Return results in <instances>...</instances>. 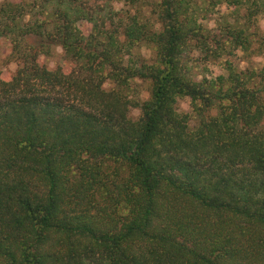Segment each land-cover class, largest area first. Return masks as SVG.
Segmentation results:
<instances>
[{
  "label": "trees",
  "instance_id": "1",
  "mask_svg": "<svg viewBox=\"0 0 264 264\" xmlns=\"http://www.w3.org/2000/svg\"><path fill=\"white\" fill-rule=\"evenodd\" d=\"M219 4L248 26L205 27ZM258 15L264 0L0 2L17 65L0 82V264H264V66L230 59L255 52ZM58 48L68 72L39 62ZM197 53L226 73L197 80Z\"/></svg>",
  "mask_w": 264,
  "mask_h": 264
},
{
  "label": "rangeland",
  "instance_id": "2",
  "mask_svg": "<svg viewBox=\"0 0 264 264\" xmlns=\"http://www.w3.org/2000/svg\"><path fill=\"white\" fill-rule=\"evenodd\" d=\"M5 1L19 3L22 0H0V2H5ZM117 4H121V3H117ZM122 4H123V7H121L120 10H127L128 8L125 6V4L124 3ZM150 5L151 3L148 6H144V9L141 10L143 18L150 16V13L152 10V6ZM224 5L226 4L209 6V8H206V12H200L201 22L203 23L205 27L211 30H218L220 25H224V24L226 25L227 23L233 24V25L244 26V27L248 26L247 9L241 8V9L236 10L235 7H230V6H227L226 8H224ZM261 20H264V15H258L257 20L256 22L253 23L254 26L251 30L252 32L257 31L259 34V37L255 41V45L253 47L255 49V52L253 51L252 55H244L243 53L241 54V52H238L235 57L230 58L234 62V64L239 67H241L242 64L245 65L243 69L249 68V67L250 68H253V67L261 68L264 66V63L258 62V58H264V26L261 25L260 23ZM209 25H213V27H209ZM2 42L3 43L1 44L2 51H1V56H0V68L8 69L10 64H15V63L10 60V55L8 54L9 48L11 51L10 42L8 41H2ZM58 49L55 50L54 54L51 57L43 58L44 59L43 65L46 66L47 68L50 65H54V70H57L58 68L62 67L64 72H68L71 70L72 66L68 61L65 60L63 51L60 48ZM145 51H147L150 54L147 56L144 55L143 53ZM132 57L133 58L142 57L143 59L151 61L153 59V51L149 49L148 47L136 48L135 50H133ZM194 59L196 60V66H197V68L194 71V73L196 74L195 78L197 80H201L203 77L211 79V78L218 77L226 73L224 64L227 59H222V60H218L215 62L208 61L206 60L205 56L201 53H197ZM16 70H17V65H16ZM16 70L14 72L9 71L7 74L10 75L12 78ZM106 84L108 85V87H105V88L108 90L114 87V85L110 81H107ZM150 88H151V85L149 82L136 79L131 85V91H130L131 99L135 103H138V104L143 103L144 101L150 98ZM183 100L184 99H181L179 101H183ZM178 109L180 113L188 114V115L192 114L191 107H190V111L184 112L180 110L179 104H178ZM133 111H136L139 113V115L137 117H134L133 119L134 120L139 119L141 115L140 108L137 106L131 108L130 115ZM190 123L192 127H195L197 124L196 120L193 118H191Z\"/></svg>",
  "mask_w": 264,
  "mask_h": 264
},
{
  "label": "clouds",
  "instance_id": "3",
  "mask_svg": "<svg viewBox=\"0 0 264 264\" xmlns=\"http://www.w3.org/2000/svg\"><path fill=\"white\" fill-rule=\"evenodd\" d=\"M113 7H114V9H115L116 11H119L120 8L123 7V4H122V3H121V4H114ZM226 7H227V5H224V8H226ZM260 23H261L262 26H264V20H261ZM157 27H159V26H157ZM209 27H213V25H209ZM2 43H3V42L0 41V44H2ZM58 51H59V49H58ZM8 54H9V55L11 54L10 48H9V53H8ZM143 54L147 56V55H149L150 53H148L147 51H145ZM241 54H242V53H241ZM39 62L43 65V63H44V59H43V57H41V59H40ZM258 62H262V63H264V58H258ZM243 67H245V65L242 64V65H241V68H243ZM15 70H16V65H15V64H10L8 69L0 68V82L10 83V82H11V76L8 75L7 73H8L9 71L14 72ZM53 70H54V65H50V66L48 67V71L51 72V71H53ZM104 87H108V85L106 84V85H104ZM177 103L179 104V108H180V110H182V111H184V112H188V111H190V105H191V103H192V101H191L190 98L185 97L183 101H179V100H178ZM178 114H179V113H178ZM138 115H139L138 112L133 111V112L131 113V115H130L129 118L132 119V118H134V117H137Z\"/></svg>",
  "mask_w": 264,
  "mask_h": 264
}]
</instances>
